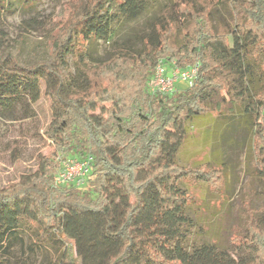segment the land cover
<instances>
[{"label":"trees","instance_id":"1","mask_svg":"<svg viewBox=\"0 0 264 264\" xmlns=\"http://www.w3.org/2000/svg\"><path fill=\"white\" fill-rule=\"evenodd\" d=\"M37 2L0 0V16L15 3ZM75 7L57 16L49 62L23 66L4 56L0 42V111L27 113L47 100L43 135L54 147L38 156L35 172L0 188V264H31L36 254L46 264H264V206L226 244L213 239L199 223L201 196L223 193V170L205 157L178 160L191 127L206 124L210 139L237 117L249 129L247 169L264 180V0ZM141 21L133 37L122 35ZM97 40L112 48L92 61ZM159 61L180 70L197 65L192 85L152 92ZM69 160L88 162L80 186L56 183ZM17 253L27 258L16 260Z\"/></svg>","mask_w":264,"mask_h":264},{"label":"rangeland","instance_id":"2","mask_svg":"<svg viewBox=\"0 0 264 264\" xmlns=\"http://www.w3.org/2000/svg\"><path fill=\"white\" fill-rule=\"evenodd\" d=\"M38 0L31 8L24 9L20 3L0 16V42L4 56L14 57L19 64L31 66L37 62L51 60L52 36L58 30L55 21L62 9L76 5L80 13L85 10L87 0ZM219 16L228 19L229 13L220 8ZM142 23H133L123 29V36L135 35L142 29ZM131 37V38H132ZM137 39H131L132 42ZM112 45L97 40L89 46L92 61L106 59ZM187 85L181 80L176 88ZM51 120L48 101L40 99L27 113L20 112L18 106L12 114L0 111V188L18 183L22 176L35 172L38 156H48L54 152L52 144L43 132ZM237 117L226 126L217 127L213 136L205 137L206 124L191 127L192 136L178 153V160L199 161L203 157L217 163L225 177L224 191L219 196H201L203 211L201 225L209 226L213 239L226 244L238 230H243L250 219L257 218L264 206V180L251 177L246 164L249 148V129ZM59 160V159H58ZM68 161L62 163V168ZM61 168V169H62ZM73 172V171H72ZM68 185V184H67ZM201 201L198 200V203ZM200 213V212H199ZM250 216H252L250 218ZM16 260L27 258L21 253ZM31 264H46V258L36 254L27 258Z\"/></svg>","mask_w":264,"mask_h":264},{"label":"built area","instance_id":"3","mask_svg":"<svg viewBox=\"0 0 264 264\" xmlns=\"http://www.w3.org/2000/svg\"><path fill=\"white\" fill-rule=\"evenodd\" d=\"M197 68V65H194L185 70H180L174 66L173 62L171 63V67L167 68L162 61H159L155 73L149 82V89L152 92L171 93L175 90V82L177 80H181L187 86H191L193 80L196 78ZM87 172V161L69 160L58 172L56 183L80 186L84 183Z\"/></svg>","mask_w":264,"mask_h":264}]
</instances>
